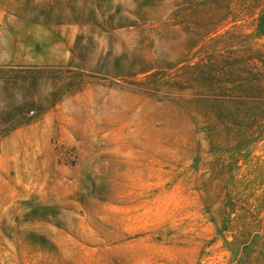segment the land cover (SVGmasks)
Wrapping results in <instances>:
<instances>
[{"label": "rangeland", "instance_id": "rangeland-1", "mask_svg": "<svg viewBox=\"0 0 264 264\" xmlns=\"http://www.w3.org/2000/svg\"><path fill=\"white\" fill-rule=\"evenodd\" d=\"M0 264H264V0H0Z\"/></svg>", "mask_w": 264, "mask_h": 264}]
</instances>
